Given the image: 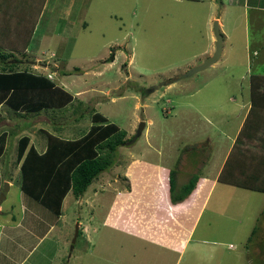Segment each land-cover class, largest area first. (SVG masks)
Instances as JSON below:
<instances>
[{
	"label": "rangeland",
	"instance_id": "obj_1",
	"mask_svg": "<svg viewBox=\"0 0 264 264\" xmlns=\"http://www.w3.org/2000/svg\"><path fill=\"white\" fill-rule=\"evenodd\" d=\"M258 1L264 8V0ZM220 3L45 0L30 37L25 23L11 25L12 31L21 28V46L27 45L30 55L23 61L38 59L35 64H19L20 68L26 65L48 74L54 73L55 64L57 80H53L80 102H75L76 112L71 108L59 121L52 119L54 126L63 127L60 136H82L95 110L125 133L123 141L128 144L110 155L113 165L79 199L67 194L60 217L20 191L18 166L12 160L16 146L9 149L0 160V196H4L0 233L24 219L25 207L30 215L23 222L27 231L15 232L14 244L2 240L1 252L7 258L0 254V264H261L250 254L261 241L257 228L264 193L217 183L237 131L247 119L248 76L256 67L251 18L245 21L235 0ZM10 7L35 20V10H26L21 0H10ZM219 19L223 55L218 62L168 83L211 56L213 22ZM62 28L54 39L50 32ZM42 36H47L44 41ZM110 55L112 60L106 62ZM64 71L71 74L62 77ZM79 116L81 120L74 123L72 119ZM35 122L45 124L47 118ZM141 122L140 136L130 143ZM16 123L26 126L20 119ZM43 126L53 132V125ZM32 138L45 143L39 134ZM246 146L243 151H255L254 144ZM170 171L177 173V186L192 174L199 177L197 191L177 204L169 199ZM172 217V222L164 223ZM76 227L80 234L74 237ZM213 241L217 246L208 244Z\"/></svg>",
	"mask_w": 264,
	"mask_h": 264
},
{
	"label": "trees",
	"instance_id": "obj_2",
	"mask_svg": "<svg viewBox=\"0 0 264 264\" xmlns=\"http://www.w3.org/2000/svg\"><path fill=\"white\" fill-rule=\"evenodd\" d=\"M21 1L26 10H35V20H28V17L25 18L24 14L19 12L14 25L17 27V21L18 26L27 21L30 37L45 0ZM220 2L221 0H216V3L221 4ZM13 12L10 0H0V13H3L0 14V104L4 103L20 118L51 112V119L59 121L69 109L73 108V112H76V105L80 102L46 76L32 73L26 65L20 68L27 56V45L12 47L1 41V35L6 36L1 29L9 25L8 22L13 24ZM14 53L22 58L16 59ZM111 60L112 55L106 62ZM73 71L79 70L75 68ZM67 74H71V71L62 72V75ZM262 86L264 76L250 77V108L247 119L217 176V183L257 193H264V89L260 90ZM90 121L87 132L72 140L42 132L46 136V149L42 153L33 147L27 149L29 139L26 136L19 139V189L57 217L61 216V206L67 194L71 192L79 199L92 182L113 165V159H109L110 155L114 156L119 146L128 144L123 141L125 133L95 110L91 113ZM5 140V134H1L0 157L4 153ZM245 143L246 149L254 144L255 151H243ZM176 174V171H170L168 174L169 199L172 204L185 200L195 190L199 180L196 174H192L186 183L177 186Z\"/></svg>",
	"mask_w": 264,
	"mask_h": 264
},
{
	"label": "crops",
	"instance_id": "obj_3",
	"mask_svg": "<svg viewBox=\"0 0 264 264\" xmlns=\"http://www.w3.org/2000/svg\"><path fill=\"white\" fill-rule=\"evenodd\" d=\"M240 4H241V7L240 8L243 9L242 15L244 16L245 21H247V16H249V18H251V24H252L250 27H251V29L252 28L254 29V36L252 37V40H253V43H252L253 52H252V54L256 57V59L254 60V64H253V67L255 66V64H256V67H254L255 72L252 73V74L253 75H258V76H264V40H263L264 39V36H262V33L264 34V8H262L259 5V1L258 0H251V1L250 0H240V2H238V0H235V4H234L235 6L236 5H240ZM16 16H18L17 12H15V13L13 12L12 17L14 18L13 23L15 25H16V18H17ZM39 16H41V15H39ZM59 19H61V20H63L65 22V19H63L62 17L59 18ZM221 23H222V21H221V19H219V22H218L219 29L222 27V24ZM25 24L26 25H29V24H27V21L25 22ZM64 26H66V25H64ZM13 27H15V26H13ZM245 29H246V35L244 37H245V41H246L248 39V34H247L248 25H246V24H245ZM1 30H2L1 31L2 33L6 34V36L5 35L4 36L1 35V37H2L1 38V41L3 43H5L7 45H12V47H19V46L22 45V43L20 42L22 35H19V33H21V28H19V29H13V31H12L11 30V25H5V27H3V29H1ZM62 30H63V28L59 32H57V31L50 32L49 30H47V32H50L51 33V36L54 39H57V37H55V36H59L61 34ZM14 31H16V32H14ZM8 33H15V34H18V36L15 35L14 37H10L8 35ZM46 37L47 36H42L40 38V40L44 41L46 39ZM247 42H248V40H247ZM25 53H26V51H25ZM26 54L28 55L29 52L27 51ZM222 55H223V53L221 52V56ZM37 60L38 59H34V60H31V61H22V63L29 62V63L35 64ZM14 61L15 60H11V62H14ZM54 66H56V65L53 64V66L51 67V68H53V72L54 73L48 72V74H47L46 71H42V73H37V72L32 71V70H30V71L32 73L36 74V75L46 76L48 79L54 81V80H57V78L54 79V77L56 76V73H57V69H55ZM50 74H51V76H50ZM250 74H251V72L249 73L248 79L250 78ZM62 77H64V75ZM55 84L59 88H61L62 90H64V88H62L61 86H59L57 84V82H55ZM247 85H249V88L248 87L246 88V90L248 92L247 93V96H248L247 97V102L249 103V105H248V111H249V108H250V99H249V97H250V84L247 83ZM244 94H246V93H244ZM240 95L243 96V93H241ZM73 98H75L74 95H73ZM248 111H247V114H248ZM11 112H12V114H11ZM247 114H246V117H247ZM51 116H52L51 112H43L41 114H36V115L30 116V117H25V118L22 117V118H20V117H17L15 115V113H14V111L12 109H10L4 103H1L0 104V124H2L3 122L4 123H3V127L0 128V135L1 134H5L6 140H5L4 153L0 157V160L2 158H4V155L6 154V152L9 149H13L16 146V155H15L16 157H15V159H12V160H13V164L14 165H15V163L17 164V166H18L17 167V172L19 174L20 164L17 162V148H18L19 139L21 137L26 136L29 139V144H28L27 149L29 147H33V148H35L37 150V152L42 153L46 149V136L43 133L48 132V133H53L55 135L60 136V132H63L62 131L63 130V127L61 125H60L61 130L58 129V127H59L58 125H55L54 126L52 119H50ZM41 118H43V119L44 118L45 119L47 118V123L44 124V123H37V122H35L36 120H41ZM61 118H62V116H61ZM81 118L82 117H78V118L76 117V118H73L72 121L75 123L78 120H81ZM18 119L22 120L23 121V125L25 124L26 126L24 127V126L18 125L16 123V121ZM43 125H47V126L53 125L54 128L51 126L53 128V132H51V131L49 132L48 130H46ZM241 128L242 127H240V129ZM240 129L237 131V135L236 136H238ZM34 133H36L37 135L39 134L41 136L42 140H45V143L44 142H40V143L36 142L32 138V134H34ZM60 137L62 138V136H60ZM62 139L72 140V138L66 139V137L65 138L63 137ZM235 139H234V141H235ZM9 173H11V171L7 167L5 174H9ZM12 173H15V172H12ZM0 180H1V178H0ZM9 181L7 182L8 183V186H9ZM212 188L213 187H210L208 189L207 194L204 197L205 198V201H206V199H207V197L209 195V192L212 190ZM195 191H197V190H194V192ZM198 192L200 194L201 191H198ZM205 201H204V203H205ZM174 208L175 207H172V209H174ZM23 214H24V219L23 220H19L16 223V226L10 227L9 229L4 230L2 232V234L0 233L1 234L0 235V254L2 256H3L2 252H1V247H2L1 246V243H2V240H5L7 242H10L9 244L12 245V244H14V242H16V239H17V236L15 235L16 234L15 232L19 233V231H23V232L27 231L26 230L27 225L24 226L23 225V222L25 221V219H28V217L30 215V212H28V210H27L26 207L24 208V213ZM26 214L28 215V217H26ZM261 218H262V223L258 226L259 229L257 228V234L260 233L259 234V239L261 241L260 242H256L254 244L255 246L253 247V253H251L250 255H255L256 257H259V260L261 261V264H264V247L260 246V245H264V243H263L264 242V213L261 215ZM172 220H174L173 217L170 218V219H168L167 221L165 220L164 223L172 222ZM11 221H14V219L11 218ZM194 225H195V221H194L193 227H194ZM191 233L192 232L190 230L189 235L186 238L185 244L187 243V241H188ZM204 237L206 239L207 236L204 235ZM248 238H249V236H248ZM199 242L201 244H204L205 242L207 243V240H199ZM208 244H212L213 246L214 245L217 246V243L214 242V241L213 242H208ZM252 244H253V242H252ZM229 248L230 249H234L231 246V244H229ZM3 257H6V256L4 255Z\"/></svg>",
	"mask_w": 264,
	"mask_h": 264
},
{
	"label": "water",
	"instance_id": "obj_4",
	"mask_svg": "<svg viewBox=\"0 0 264 264\" xmlns=\"http://www.w3.org/2000/svg\"><path fill=\"white\" fill-rule=\"evenodd\" d=\"M213 34L215 36V43H214V51H213L212 55L207 57L202 62V64H200L199 66H196V67L190 69L189 71H187L183 75L176 76L174 79L169 80L168 83H173V82H176V81H179L182 79L190 78L199 72H202L204 70L209 69L211 66H213L214 64H216L218 62V60L220 59V56H221L222 43H223V36L220 32L218 21L213 22ZM143 128H144V123L141 122L139 124L137 130H136L135 135L132 137L130 143H134L136 141V139L140 136ZM7 188H8V183H5V191L7 190ZM2 199H4L3 195L0 196V201ZM77 232H78V228L76 227L74 237H76ZM74 240H75V238L73 239V241Z\"/></svg>",
	"mask_w": 264,
	"mask_h": 264
}]
</instances>
